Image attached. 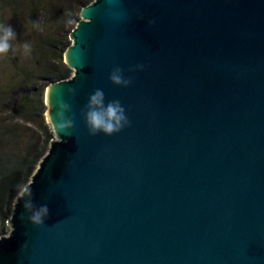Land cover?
Instances as JSON below:
<instances>
[{"label": "water", "instance_id": "obj_1", "mask_svg": "<svg viewBox=\"0 0 264 264\" xmlns=\"http://www.w3.org/2000/svg\"><path fill=\"white\" fill-rule=\"evenodd\" d=\"M81 17L28 184L49 214L32 225L16 199L0 264H264V0H95ZM96 89L128 127L89 134Z\"/></svg>", "mask_w": 264, "mask_h": 264}, {"label": "trees", "instance_id": "obj_2", "mask_svg": "<svg viewBox=\"0 0 264 264\" xmlns=\"http://www.w3.org/2000/svg\"><path fill=\"white\" fill-rule=\"evenodd\" d=\"M4 1L5 7L12 8L15 19H19L25 0ZM30 1L34 13L31 25L34 24V27H31L33 31L27 42L31 45L32 65L28 67L12 53L9 55L13 75L9 82L0 86V113L10 120L9 123L21 121L27 132L31 133L32 140L22 151L4 149L0 144V238L9 234L8 222L18 193L30 183L54 139L50 125L45 120V91L51 84L72 77L73 71L64 61V55L71 45L69 37L80 21L82 9L95 0ZM47 14L52 16L55 32L59 35L55 39H44L45 24L40 29V23L44 19L46 21ZM9 129L10 126L1 130L9 135ZM11 134L15 135L16 132Z\"/></svg>", "mask_w": 264, "mask_h": 264}, {"label": "clouds", "instance_id": "obj_3", "mask_svg": "<svg viewBox=\"0 0 264 264\" xmlns=\"http://www.w3.org/2000/svg\"><path fill=\"white\" fill-rule=\"evenodd\" d=\"M155 21H149L153 24ZM16 33L10 25L0 24V56L7 55L12 49L11 41L16 39ZM25 55L31 54V46L28 43L23 45ZM143 65H137L135 69L130 71L143 70ZM109 80L112 84L120 87H128L132 83V78L124 77V70L120 67H115L109 74ZM69 93H74V89H69ZM55 122H53L58 133L70 135V130L73 128V120L66 116L70 109V105L59 101L57 105ZM85 124L90 135L95 136L98 133H103L106 136L119 133L125 127L130 125V121L126 115L125 108L119 100H112L105 103V95L102 89H96L88 99L84 110L82 111ZM23 201V209L30 213L27 219L32 225L40 226L44 224L45 218L49 214L47 205L37 206L32 201L31 185L21 188L18 193L17 203Z\"/></svg>", "mask_w": 264, "mask_h": 264}, {"label": "rangeland", "instance_id": "obj_4", "mask_svg": "<svg viewBox=\"0 0 264 264\" xmlns=\"http://www.w3.org/2000/svg\"><path fill=\"white\" fill-rule=\"evenodd\" d=\"M18 1H22V0H18ZM46 1L47 3H50L49 2L50 0H46ZM32 9H33V5L31 1L25 0V5L23 4V8L20 11L19 19H15L12 8L11 9L6 8L5 1L0 0V24L10 25L15 31L16 37H17L16 39L11 41L12 49L9 50L8 54L4 56H0V86H3L7 82H9L13 75V72H12L13 64H12L11 58L9 57L11 53L13 54V56L18 57L19 60L18 59L17 60L19 62H22L24 65H29L28 67L32 65L31 62L33 59L31 58V54L25 55L23 51V45L25 43L29 44V42H27V39H28V36L33 31L31 27H34V24L31 25L33 21L31 16H33L34 14ZM44 20H43V23H40V26H41L40 29H42L43 28L42 25L45 24L44 29H43L44 39H48V38L55 39V37H58L59 35L57 34V32H55V27L53 25L54 21L52 19V16L47 14L46 21ZM54 34H57V36H54ZM69 41L71 42V45H72L71 35L69 37ZM42 42H44V40ZM64 61H65V55H64ZM45 94H46V91H45ZM45 104H46V100H45ZM46 107H47V104H46ZM48 111L49 109L47 107V111L45 113L46 122H47V112ZM9 122L10 120H8L5 115H2L0 113V144L3 145L4 149H9V150L12 149V150H17V151L26 150V148L29 146L30 141L32 140V137L30 135L31 133L29 134V132H27V129L24 127V124L21 121H16L12 123H9ZM9 126L11 130L9 129L8 130L9 135H6L7 133L5 131H2L1 129L9 128ZM50 128L54 134V130L51 125H50ZM10 132L11 133L16 132V134L13 135ZM54 139H58L55 134H54Z\"/></svg>", "mask_w": 264, "mask_h": 264}]
</instances>
